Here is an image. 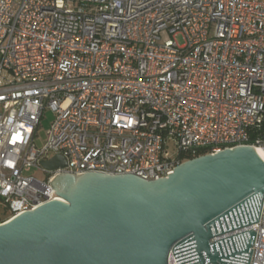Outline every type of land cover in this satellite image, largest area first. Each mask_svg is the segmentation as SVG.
I'll return each instance as SVG.
<instances>
[{"label":"built area","instance_id":"obj_1","mask_svg":"<svg viewBox=\"0 0 264 264\" xmlns=\"http://www.w3.org/2000/svg\"><path fill=\"white\" fill-rule=\"evenodd\" d=\"M238 146L264 150V0H0L8 220L62 198L50 184L59 172L153 180ZM57 155L67 165L47 170ZM252 229L251 264H264V202L260 221L211 242Z\"/></svg>","mask_w":264,"mask_h":264},{"label":"water","instance_id":"obj_2","mask_svg":"<svg viewBox=\"0 0 264 264\" xmlns=\"http://www.w3.org/2000/svg\"><path fill=\"white\" fill-rule=\"evenodd\" d=\"M63 168L65 157L43 160ZM55 197L0 224V264H251L264 202L253 146L203 155L164 178L59 172Z\"/></svg>","mask_w":264,"mask_h":264},{"label":"rangeland","instance_id":"obj_3","mask_svg":"<svg viewBox=\"0 0 264 264\" xmlns=\"http://www.w3.org/2000/svg\"><path fill=\"white\" fill-rule=\"evenodd\" d=\"M176 39L180 44L185 43L184 37L182 35H178ZM52 120H53V113L47 112L45 119L42 120L40 126L37 129L36 143L38 146H42L45 144L47 140V132L51 125ZM26 174L36 176L40 180H46L48 176L45 172H42L37 168H32L29 172H26ZM8 215L9 212L7 211V208L0 201V224Z\"/></svg>","mask_w":264,"mask_h":264},{"label":"trees","instance_id":"obj_4","mask_svg":"<svg viewBox=\"0 0 264 264\" xmlns=\"http://www.w3.org/2000/svg\"><path fill=\"white\" fill-rule=\"evenodd\" d=\"M206 153L205 152H203V153H201V154H199V155H196V156H187L186 158L187 159H194V158H197V157H200V156H202V155H205ZM10 218V215H8L2 222H4V221H6V220H8Z\"/></svg>","mask_w":264,"mask_h":264},{"label":"bare ground","instance_id":"obj_5","mask_svg":"<svg viewBox=\"0 0 264 264\" xmlns=\"http://www.w3.org/2000/svg\"><path fill=\"white\" fill-rule=\"evenodd\" d=\"M263 157H264V150L263 149H256Z\"/></svg>","mask_w":264,"mask_h":264},{"label":"crops","instance_id":"obj_6","mask_svg":"<svg viewBox=\"0 0 264 264\" xmlns=\"http://www.w3.org/2000/svg\"><path fill=\"white\" fill-rule=\"evenodd\" d=\"M8 211V210H7ZM7 221V220H6Z\"/></svg>","mask_w":264,"mask_h":264}]
</instances>
